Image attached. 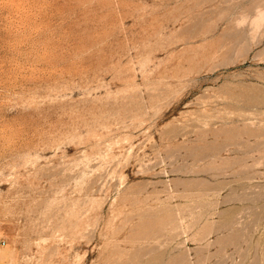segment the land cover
<instances>
[{
    "label": "rangeland",
    "instance_id": "1",
    "mask_svg": "<svg viewBox=\"0 0 264 264\" xmlns=\"http://www.w3.org/2000/svg\"><path fill=\"white\" fill-rule=\"evenodd\" d=\"M0 264H264V0H0Z\"/></svg>",
    "mask_w": 264,
    "mask_h": 264
}]
</instances>
